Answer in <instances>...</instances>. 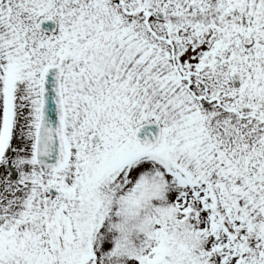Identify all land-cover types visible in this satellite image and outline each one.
Returning a JSON list of instances; mask_svg holds the SVG:
<instances>
[{
	"label": "snow or ice",
	"instance_id": "6c2138e0",
	"mask_svg": "<svg viewBox=\"0 0 264 264\" xmlns=\"http://www.w3.org/2000/svg\"><path fill=\"white\" fill-rule=\"evenodd\" d=\"M0 264H264V0H0Z\"/></svg>",
	"mask_w": 264,
	"mask_h": 264
}]
</instances>
